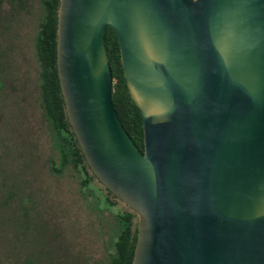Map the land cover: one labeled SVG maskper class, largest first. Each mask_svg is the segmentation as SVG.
Wrapping results in <instances>:
<instances>
[{
    "label": "water",
    "instance_id": "obj_1",
    "mask_svg": "<svg viewBox=\"0 0 264 264\" xmlns=\"http://www.w3.org/2000/svg\"><path fill=\"white\" fill-rule=\"evenodd\" d=\"M56 66L87 165L137 216L132 264H264V0H59Z\"/></svg>",
    "mask_w": 264,
    "mask_h": 264
},
{
    "label": "rangeland",
    "instance_id": "obj_2",
    "mask_svg": "<svg viewBox=\"0 0 264 264\" xmlns=\"http://www.w3.org/2000/svg\"><path fill=\"white\" fill-rule=\"evenodd\" d=\"M39 7L40 0H0V107L6 101L5 112L0 108L1 164L9 159L22 161L27 146L37 145L39 153L45 150L42 142L36 141L39 116H32L35 108L29 106L36 94L30 54ZM16 93L24 98L23 121L11 116L10 101ZM31 174L35 175L31 186L35 202L31 206L22 203L27 211L18 212L24 213L20 217L15 213L19 201L13 196L28 194V184L12 188L0 179V264H104L111 251L113 215L130 208L116 198H111L114 205L105 211L95 208L94 197L84 199L85 191L79 189L73 175L66 179L47 171ZM4 175L0 172V177ZM91 182L103 190L97 179Z\"/></svg>",
    "mask_w": 264,
    "mask_h": 264
},
{
    "label": "trees",
    "instance_id": "obj_3",
    "mask_svg": "<svg viewBox=\"0 0 264 264\" xmlns=\"http://www.w3.org/2000/svg\"><path fill=\"white\" fill-rule=\"evenodd\" d=\"M58 5L59 0H40L37 24L31 37L30 60L34 65L31 78L36 94L31 96L29 106L35 108L30 112L31 115L39 116L37 131L40 134L36 141H41L45 150L39 153L35 149L37 145L27 146L22 161L9 159L5 164L0 163V172L6 173L0 179L7 182L6 186L13 188L28 184V194L13 196V199L19 201L15 207L17 217L24 216V213L18 214V212L27 211L22 203L31 206L35 202L31 194L35 175L31 172L40 174L42 171H47L55 177L64 175L66 179L75 176L78 179L79 189L85 191L84 199L92 195L93 206L100 210L105 211L114 205L111 198L118 199L90 170L66 115L56 66ZM104 39L114 81L112 101L115 112L130 138L140 150H143L141 112L130 97L121 64L117 35L110 26L106 28ZM4 102L0 108L5 112ZM10 103L13 108L11 116L15 115L17 120L23 121L20 113L24 109V98L16 93ZM39 174L36 176L37 179ZM92 179H97L102 184L103 190L92 186ZM12 188L9 191L12 192ZM136 217L132 209L129 212L113 215L115 227L110 236L111 251L107 252L104 264H132L137 236ZM102 227L106 229L103 224Z\"/></svg>",
    "mask_w": 264,
    "mask_h": 264
},
{
    "label": "flooded vegetation",
    "instance_id": "obj_4",
    "mask_svg": "<svg viewBox=\"0 0 264 264\" xmlns=\"http://www.w3.org/2000/svg\"><path fill=\"white\" fill-rule=\"evenodd\" d=\"M108 191H106V193H107ZM109 193V192H108Z\"/></svg>",
    "mask_w": 264,
    "mask_h": 264
}]
</instances>
